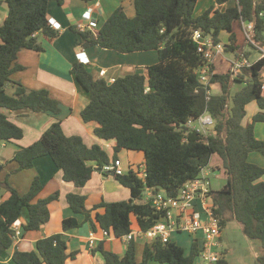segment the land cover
<instances>
[{
  "label": "trees",
  "instance_id": "obj_1",
  "mask_svg": "<svg viewBox=\"0 0 264 264\" xmlns=\"http://www.w3.org/2000/svg\"><path fill=\"white\" fill-rule=\"evenodd\" d=\"M50 1L0 0V4L8 9V15L0 25V141L9 142L24 136L23 128L10 120V111L33 110L56 117L37 141L16 150L13 159L18 163L16 170L29 169L37 158L48 155L63 170L66 181L84 186L96 169L115 161L120 150L142 151L144 176L134 169L115 175L120 183L130 188V199L103 200L88 208L86 196L67 195L73 211L83 213L94 228L98 223L114 236L122 237L132 232L133 216L142 231L152 228L161 219L162 211L144 200L147 188L154 192L164 189L170 195H177L180 188L197 177L217 154L227 174L224 186L213 191L214 209L221 219V227L235 220L247 237L260 240L263 252L256 261L264 264V181L260 180L264 176V167L248 160L251 152L264 155V139L255 135L256 122L264 121V86L258 81L262 61L246 69L241 79L233 78L229 70L215 73L212 83H220L221 92L212 93L207 100L206 89L197 72L205 60L193 40L194 31L200 30L204 36L219 42L220 33L226 30L230 33L226 49L239 56L242 49L236 44L234 25L241 17L255 21V39L262 41L264 18L259 17V12L264 4L258 6L256 0H236L234 6L224 11L211 6L195 15L198 0H135L134 17H129L123 6H119L98 30L79 32L84 46L99 44L122 53L159 52V61L147 67V76L127 74L111 83L96 78L81 61L72 65V74L90 93V102L81 112L82 118L98 123L95 128L98 137L116 140L111 158L101 145L88 146L81 136L65 134L59 117L60 102L48 89H29L12 78L22 68L16 63L20 50L42 49L35 34L58 35L59 31L48 20ZM55 1L63 4L65 0ZM245 76L250 77L244 80ZM236 82L243 85L234 89ZM8 86L14 88L13 94L8 93ZM252 101L258 103L260 110L252 122L244 124L246 106ZM206 108L215 119L210 135L185 128ZM7 185L11 194L0 202V256L15 242L13 227L22 211L26 208L29 212L25 231L39 230L50 219L49 203L59 197V192L39 197L44 187L39 176L25 193ZM81 225L76 216L62 221L63 230ZM67 249L62 233H56L40 238L33 250H15L13 260L16 264H66L69 257L76 256ZM103 254L108 264H149L151 260L163 264H195L200 249L194 242L187 254L185 248L174 241L156 239L146 242L142 260L138 261L137 243L133 238L123 256L105 249ZM216 264L229 262L222 254Z\"/></svg>",
  "mask_w": 264,
  "mask_h": 264
},
{
  "label": "crops",
  "instance_id": "obj_2",
  "mask_svg": "<svg viewBox=\"0 0 264 264\" xmlns=\"http://www.w3.org/2000/svg\"><path fill=\"white\" fill-rule=\"evenodd\" d=\"M227 3L228 1L224 4L226 8L233 4V2L230 5ZM119 6H123L129 17L136 15L135 0H65L63 4H59L55 0L50 1L48 5V20L51 25L53 22L60 23L61 29L58 35L50 37L42 32L35 34L42 49L24 48L20 50L16 63L22 68L12 75L14 80L20 81L29 89H48L52 97L60 102L62 110L59 117L62 120V128L65 134L68 136H81L88 146L101 145L111 158L114 155L116 140H106L98 137L95 134V128L98 123L96 121L86 122L82 118L81 112L90 102V93L72 74L71 68L74 62L80 61L78 53L85 52L84 56L89 59L86 66L90 72L96 78L111 82L112 79L127 74L142 73L147 76V67L159 61V52L157 50L122 53L114 49L103 48L99 44L82 45V38L79 32L87 29L98 30ZM86 12L91 13L90 20L84 17ZM7 15V7L0 4V25L4 22ZM90 22L96 24V27H90ZM237 23L240 25L239 22ZM79 25H82V27ZM236 29L237 27L235 31ZM225 31L223 30L220 33V41L222 43V34ZM239 32L243 34L242 29ZM227 33L230 37V33L228 31ZM238 36L239 34L237 33L236 44L243 50L245 49V44L241 41L239 42ZM0 42H2L1 36ZM228 43H230V39L225 44ZM246 53H249V51H246ZM233 59H229L226 56L220 57L214 66V73H225L228 71ZM224 65L226 70H224ZM103 69L107 72L101 76L100 71ZM237 79H241V77ZM244 80H246V77ZM242 85L243 83L236 82L234 89H238ZM12 92H14V88ZM220 92L221 84L212 83V93ZM259 110L260 107L256 101L247 104V114L243 123L252 122L254 115ZM8 116L11 121L23 128L24 136L21 139H12L9 142L0 141V202L6 200L11 194L7 184L20 193H25L29 190L36 176L40 177L44 185L39 194L40 198L47 197L55 192H59V197L49 203L50 219L39 230L25 231L24 225L29 222V212L26 208L22 211L19 219L14 224V227L18 228L21 234L15 239L13 246L0 256V264H16L13 260L15 250H33L36 248V242L40 238L56 233H62L63 238L67 241L68 253H76L74 258L69 257L66 260V264H108L103 254V249L123 256L128 242L123 237L114 236L111 232L110 237L104 239L100 237L93 247L90 246V233L94 230L100 235L102 227L97 223L94 228L91 221L85 220L83 213H75L68 203L67 195L68 193H76L86 196L87 207L92 208L103 200L114 202L130 199V188L120 183L115 176L105 172L104 168L103 171L96 169L92 178L84 186H76L74 182L64 179L63 170L57 167L48 155L37 158L33 167L17 171L18 163L13 160L16 150L37 141L56 120V117L51 113L35 112L33 110L10 111ZM255 135L259 139H264V121L256 122ZM117 155L122 160V167L126 173L133 168L135 169L137 165L144 164V153L142 151L122 149ZM248 160L264 167V155L260 152H251ZM111 163H114V161L112 160ZM260 180L264 181V176ZM96 211H93V213ZM100 211L103 212V210ZM71 216H76L82 222V225L63 230V219ZM132 221V232L135 234L134 239L137 243L136 258L141 261L144 246L147 241L151 240H147L142 236V230L139 228L135 216L132 217ZM175 233L177 232L172 234L171 241L177 243L173 236ZM191 235H186L187 237L184 238L183 244L177 243L185 248L187 254L190 252L194 242L198 244L201 251V234ZM221 238L222 236L220 240ZM149 264L163 263L151 260Z\"/></svg>",
  "mask_w": 264,
  "mask_h": 264
},
{
  "label": "built area",
  "instance_id": "obj_3",
  "mask_svg": "<svg viewBox=\"0 0 264 264\" xmlns=\"http://www.w3.org/2000/svg\"><path fill=\"white\" fill-rule=\"evenodd\" d=\"M258 6L264 4V0H256ZM91 13H84V17L90 20ZM259 17L264 18V8L259 12ZM245 42H250L260 52V56L256 61L250 60L249 55H246L243 49L239 56L231 61L229 71L233 78H240L245 74V70L251 68L258 61H262L258 81L264 86V39L258 41L255 39L257 32V24L253 20L244 19L239 20ZM55 30H60L61 25L58 22H53L51 25ZM82 27V25H79ZM89 26L96 27V24L90 22ZM193 40L197 43V50L202 53L204 63L197 70L200 83L205 87L207 93V100L212 95V77L214 73V66L218 59L224 56L226 46L221 41L214 42L211 37L204 36L200 30H195L193 33ZM85 52L78 53V58L81 62L87 64L89 59L86 58ZM106 70L100 71V75L106 74ZM246 79L250 76H245ZM243 79V78H242ZM115 79H112L113 82ZM215 126V119L209 113L207 108L196 119L190 120L187 127L192 128L198 132L210 135ZM105 170H112L116 174L123 175L126 173L122 167V160L116 159L114 163L107 164ZM134 169V168H133ZM138 175L144 176V164L137 165L134 169ZM209 165L201 169L200 174L189 180L182 188H180L177 195H170L164 189L154 192L147 188L144 191L145 201L155 205L162 211L161 219L147 231H141L142 236L147 240L161 239L163 242H170L171 236L174 232H187L192 235L201 234V251L199 256L207 264H216L220 257V251L217 250L221 237V219L216 214L213 203V191L210 181ZM16 238L21 234L18 228L13 227ZM109 230L101 228L100 235L96 231H92L89 237V244L94 246L96 241L110 237ZM127 242L135 237L133 232L122 236Z\"/></svg>",
  "mask_w": 264,
  "mask_h": 264
},
{
  "label": "rangeland",
  "instance_id": "obj_4",
  "mask_svg": "<svg viewBox=\"0 0 264 264\" xmlns=\"http://www.w3.org/2000/svg\"><path fill=\"white\" fill-rule=\"evenodd\" d=\"M227 1H228L227 3L228 5H230L233 2V4L230 6L236 4V0H225L222 3L218 2V0H199L196 6L195 13L196 15H200L203 12H205L207 9H209L211 6L215 7V9L224 10L226 9L224 4ZM235 26L238 29V30L236 29V31L239 34L238 36L239 42L241 41L242 43L245 44V50L249 51L250 60L256 61L260 56V52L250 42L247 41L245 42L244 35L241 32H239L241 30V26L238 23H236ZM222 38L224 44L228 42L229 34L227 33V31L223 32ZM224 56H226L229 59H232L235 58L236 53L233 50L226 49L224 52ZM224 68H225L224 70H226L225 65ZM12 89L13 88L11 86H8L7 87L8 93L13 94ZM209 171H210L209 177L211 181V187L214 190L221 189L222 186H224V184L227 181L226 179L227 175L223 168L222 160L217 154L213 155L211 159V162L209 164ZM187 234L191 235L187 232H177L175 233V235H173L174 240L178 244H183L184 238L187 237L186 236ZM221 236L222 238L219 242L217 250L220 251L221 256L222 254H224L229 264H258L256 258L258 255L262 254L263 252L261 241L247 237L244 234L239 222L235 220L228 221L225 227H221ZM195 264H207V263L201 258V256H198Z\"/></svg>",
  "mask_w": 264,
  "mask_h": 264
},
{
  "label": "water",
  "instance_id": "obj_5",
  "mask_svg": "<svg viewBox=\"0 0 264 264\" xmlns=\"http://www.w3.org/2000/svg\"><path fill=\"white\" fill-rule=\"evenodd\" d=\"M109 83H111V82H109ZM185 128H188V127H186L185 126ZM98 171H103V168H98L97 169ZM108 174H110V175H112V176H115V172L114 171H112V170H109V171H107V170H105Z\"/></svg>",
  "mask_w": 264,
  "mask_h": 264
}]
</instances>
